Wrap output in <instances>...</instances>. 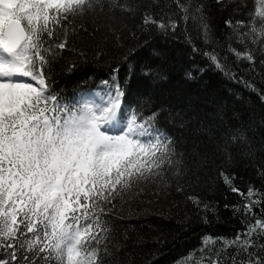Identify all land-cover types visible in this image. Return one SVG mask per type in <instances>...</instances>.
Here are the masks:
<instances>
[{"label": "snow or ice", "instance_id": "snow-or-ice-1", "mask_svg": "<svg viewBox=\"0 0 264 264\" xmlns=\"http://www.w3.org/2000/svg\"><path fill=\"white\" fill-rule=\"evenodd\" d=\"M213 7L227 12L223 30ZM178 31L190 49L186 80L206 70L199 56L264 102L253 79L264 82V0L253 9L248 0H0V264H138L144 236L121 225L181 204L218 221L219 201L205 198L212 174L240 196L222 207L241 227L205 234L186 264H264V137L254 118L223 105L192 117L166 98L127 95L144 50L143 78L167 79L178 57L153 36ZM88 65L107 68L106 78L93 86L86 73L72 97L57 90V69ZM164 113L183 134L159 126ZM240 164L253 169L244 189L234 183Z\"/></svg>", "mask_w": 264, "mask_h": 264}, {"label": "trees", "instance_id": "trees-1", "mask_svg": "<svg viewBox=\"0 0 264 264\" xmlns=\"http://www.w3.org/2000/svg\"><path fill=\"white\" fill-rule=\"evenodd\" d=\"M253 5L254 0H248V8L253 9ZM212 13L218 31L223 30V20L227 16V12H217L213 7ZM192 34L195 38V32ZM153 42L156 46H167L176 53L178 59L164 72L166 80H146L143 78L140 66L148 59L149 50L142 51L140 56L132 62L134 75L129 80L126 90L129 97L144 99L148 94L156 98L163 97L177 112L183 110L188 116L200 118L214 116L216 108L223 105L228 114L235 110L241 114L245 122L249 117L254 118L256 138L264 137V125L260 123L261 118L264 117V102L260 100L256 92L246 89L241 83L228 79L215 68L206 67L203 58L199 56L193 57L192 61L199 67H205L206 70L197 74L196 79L186 80L183 73L185 68L190 67V62L189 57L185 54L190 49L180 31L175 36L168 38L154 35ZM197 43L199 42L197 41ZM233 46L237 47L235 44ZM234 60L235 57L229 55V64L233 68H235ZM240 67L243 68L245 65L242 63ZM257 68L260 70L259 65ZM126 71V68L122 66V77L126 75ZM86 73H94L93 86H95V83H98L100 79L106 78L107 68L88 65L71 74L60 72L57 69L55 86L57 90H61L66 96L71 97L76 92L78 83L85 78ZM253 79L256 88L264 86V82L259 77ZM125 102L127 103V100ZM159 126L170 133L183 134L180 122L170 119L167 113L160 116ZM259 162L258 160L257 163ZM235 170L234 183L237 187L244 189L246 182L253 177V169L245 164H240L236 166ZM241 177L243 180L240 179ZM209 182L212 185V190L206 194L205 198L209 201H219L221 209L218 221L209 216V220L212 222L206 224L195 213L191 205L181 204L179 209L167 206L159 209L153 207L144 214L133 216L126 222V225H121L122 229L129 226V231L135 230L144 236V241L138 249V264H186L185 257L201 247V239L205 234L213 236L235 234V230L241 227L240 221L233 217L230 210H224L222 205L224 203H239L241 198L230 192L214 174L210 175ZM253 182L257 188L261 187L259 182ZM256 211L258 213L259 209ZM185 212L190 217L187 221L184 219ZM154 237H159V242Z\"/></svg>", "mask_w": 264, "mask_h": 264}]
</instances>
